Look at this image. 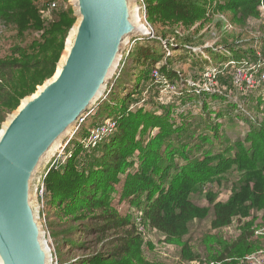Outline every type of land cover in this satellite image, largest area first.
I'll list each match as a JSON object with an SVG mask.
<instances>
[{
    "label": "trees",
    "instance_id": "16d2710c",
    "mask_svg": "<svg viewBox=\"0 0 264 264\" xmlns=\"http://www.w3.org/2000/svg\"><path fill=\"white\" fill-rule=\"evenodd\" d=\"M38 1L40 0H0V20L7 25L16 26L21 36L32 31H43L29 44L16 45L11 50L10 57L0 59V128L8 114L18 107L20 98L32 93L44 78L54 75L63 55L66 39L76 21L70 5L67 10L58 12L55 20L44 30L40 15L43 6ZM210 1L215 4L213 9L216 12H230L235 23L245 24L247 20L259 18L263 0ZM207 2L208 0H146L150 21L154 24L161 23L163 27L170 25L172 32L161 31L154 38L147 36L137 40L113 90L97 105L93 118L101 120L116 115L119 117L116 119L119 121V129L112 136H105L97 146L85 151V157L81 161L79 157L83 152L77 148L65 166L55 169L54 164V168L49 170L44 179L49 207L55 206L65 216L71 217V213L81 212V217L91 219V222L84 225L81 223L86 219L75 221L70 227L69 235L79 233L82 236H96L95 243H103L108 248L80 259L77 264H148L142 256L143 236L135 219L130 215H120L117 209L110 206L120 175L125 172L126 167L135 163L134 160L130 163L128 157L136 150L141 155L139 170L128 173L125 177L121 199L133 198L130 204L143 206L144 219L150 227L164 233L169 242H180L189 233L191 223L205 219L213 211L212 229L226 228L235 219L241 223V233L236 239L220 243L221 251L213 256V264H232L228 260L244 256L252 249L251 241L255 231L253 222L247 220L253 217L254 212L264 211V122L253 123L243 140L227 144L226 153L212 154V150L204 149V145L220 141L218 129L211 128L213 134L203 135L200 143L194 145L204 158H192L189 151L194 150L190 144L194 139L182 145L177 153L170 150V145L164 153L160 151L164 139L177 130L166 119L168 116L153 113V110L152 113H144L143 109L128 113L131 104L126 103L124 107L108 100L110 96L122 95L124 101H128L145 75L143 69L151 65L155 69L161 64L159 71L165 78L182 83L185 77L170 66L172 60H178V54L173 58L167 57V61L171 60L170 63L164 62L162 58V55L167 54V45H172V38L167 35H175L176 42L188 50L186 43L190 44L191 40L183 38V42L182 36L176 35L174 29L203 18L208 12L203 3ZM212 3H209L211 8ZM235 43L225 41L214 47L204 48L212 55L208 60L213 65L240 61L246 56H241L242 48H238ZM186 57L193 66L204 68L210 64L200 51L194 54L187 51ZM230 71L233 73L234 69ZM139 77L141 80L135 82L134 79ZM189 88L193 94L195 88ZM215 125L219 127V124ZM142 127L144 132L148 128H160L155 139L149 140L146 147L135 139ZM83 133L87 135L86 128ZM187 146L190 148L187 149ZM175 154H180L184 162L175 164ZM226 174L236 178L230 187L231 196L227 201H218L217 194L212 193L211 189L205 192V187L215 183L222 187L223 181L227 179L223 178ZM195 193L205 194L211 207L195 203L191 198ZM69 241L73 248L78 245L84 247L86 243Z\"/></svg>",
    "mask_w": 264,
    "mask_h": 264
},
{
    "label": "rangeland",
    "instance_id": "374dc122",
    "mask_svg": "<svg viewBox=\"0 0 264 264\" xmlns=\"http://www.w3.org/2000/svg\"><path fill=\"white\" fill-rule=\"evenodd\" d=\"M38 2L43 6L40 15L44 30L55 20L58 12L67 10L70 5L73 8L72 0H40ZM54 3L56 4L55 7L53 6ZM209 3L212 2L208 0L207 3H203L206 4L208 11L203 18L190 25L176 26V29H174L176 35L182 36L183 42V38L191 40L190 44L186 43L189 47L188 50L185 46L182 47L181 44L179 45L176 42L175 35H167L172 38V45H167L165 48L167 54L162 55V58L166 62L168 56L173 58L178 54V60H172V62L168 60L167 62H171V68H176L174 70L181 72V75L185 77L182 83L176 82L175 79L165 78L159 71L161 64L157 65L155 69L151 65L143 69L145 75L142 80L140 77L134 79L135 82L137 80L141 81L138 82V87L133 90L132 97L128 101H124L122 95L108 98L114 105L131 104L128 113L143 109L144 113L150 111L152 113L153 110V113L157 112L162 116H168L166 119L173 125L174 129L179 131L176 130L164 139L160 145L162 153L167 150L168 145H170V150L177 153L182 145L194 139L190 143L194 150L189 151V154L192 158L199 157L203 159L204 155L197 151L194 145L200 143V137L203 135H212L213 130L211 128L215 127L219 131L220 141L206 144L203 147L205 150H212V154L226 153L225 147L227 144L234 143L235 140H243L253 123L264 122V82L261 80V75L264 72V0L261 2L259 18L247 20L245 24L235 23L233 14L230 12H216L213 9L214 3H212V8ZM136 4L141 22L151 32L147 35L149 38H154L155 34H159L161 31L172 32V26L163 27L161 23L154 24L150 21L147 14L146 0H136ZM42 32V30L32 31L21 36L16 26L7 25L0 20V59L10 57L11 50L16 45L29 44L33 38L39 36ZM184 35L189 37H183ZM144 37L135 39L125 50L123 60L114 75L115 78H113L107 92L97 105L104 98H107L113 90L122 68L127 65V58L131 48L134 47V43ZM225 41L232 44L236 41L235 45L242 48L240 49V52H243L241 56L246 57L237 62L230 61L213 65L208 60L212 55L206 52L204 48L214 47ZM187 51H192L193 54L200 51L201 55L210 64L205 65L204 68L193 66L192 62L186 57ZM232 68L234 69L233 73L230 71ZM237 69H244L249 76L252 75L253 86H248L246 82L242 86L235 83L234 75ZM52 76L44 78L42 82L36 85V89L32 93L20 98L18 106L24 98L35 93L37 88ZM191 86L195 88L193 94L191 93L192 89L189 88ZM96 107L81 120L80 124L65 139L64 146L61 150H58L54 160L48 162L49 164L45 167L35 189V200L40 209V223L43 226L47 244L52 252V264H77L84 257L108 249L103 243H95L96 236L92 237L89 234L82 236L79 233L69 235L70 227L75 221L86 219L84 223H81L84 225L91 222V219L81 217V212L71 213V217L65 216L60 214V210L56 209L55 206L49 207L44 184V179L49 170L54 167L59 169V167L65 166L77 148H80L83 152L80 153L79 157L81 161L85 157V151L97 146L105 136L108 137L110 134L112 136L119 129V121L116 120L119 117L116 115L95 120L93 117L96 113ZM215 124H219V127ZM103 126H107L110 132L94 140V136ZM85 128L87 135L83 133ZM142 130H144V127L139 129L135 139L141 146L146 147L149 140L155 139L160 128H148L149 131L147 130V132ZM91 140L92 143H90ZM76 141L80 142L76 143ZM186 148L190 147L187 146ZM140 156V152L136 150L132 156L128 157L130 163H133V160L135 163L131 167H126L125 172L120 175V182L114 187L115 191L110 206L117 209L120 215H130L135 219L137 228L143 236L142 256L145 262L148 264H213V256L221 251L220 243L232 242L236 239L241 233V223L235 219L233 224L226 228L212 229L214 214L213 211H210L205 219H198L191 223L189 233L182 241L169 242L164 233L147 224L144 219L143 206L137 207L136 204H130L133 198L121 199L124 190V179L128 173L139 170ZM169 157L171 156L169 155ZM174 160L175 164L184 162L180 154H175ZM54 164L55 166L52 167ZM223 178L227 179L223 181L222 187L218 186L217 183L208 184L205 187V192L211 189L212 193L217 194L218 201H227L230 198V187L236 179L230 174H226ZM191 198L200 206L211 207L203 193L192 194ZM143 200H145V197ZM54 204L55 202L52 203V205ZM247 221L253 222V230L255 231L251 241L252 249L244 256L234 257L228 261L232 264H264V211L254 212L253 217ZM61 232L66 233L62 235ZM69 240L86 243L84 247L78 245L73 248Z\"/></svg>",
    "mask_w": 264,
    "mask_h": 264
},
{
    "label": "water",
    "instance_id": "95a60500",
    "mask_svg": "<svg viewBox=\"0 0 264 264\" xmlns=\"http://www.w3.org/2000/svg\"><path fill=\"white\" fill-rule=\"evenodd\" d=\"M72 5L76 21L54 75L0 128V264H52L36 186L65 139L107 92L127 44L151 33L136 0Z\"/></svg>",
    "mask_w": 264,
    "mask_h": 264
},
{
    "label": "built area",
    "instance_id": "2783aa9c",
    "mask_svg": "<svg viewBox=\"0 0 264 264\" xmlns=\"http://www.w3.org/2000/svg\"><path fill=\"white\" fill-rule=\"evenodd\" d=\"M53 6L55 7L56 4L54 3ZM247 71L244 69H237V72L234 75V81L235 83H237L239 86H242V84L244 82H246L248 84V86H253L252 84L254 83L253 77L252 75L249 76L247 73ZM261 80L264 82V72L261 75ZM110 131H108V127L107 126H103L100 130H98V133L94 136V140H97L98 138H100L101 136H105L106 134H108ZM92 143V140L91 142ZM89 143V144H90Z\"/></svg>",
    "mask_w": 264,
    "mask_h": 264
},
{
    "label": "bare ground",
    "instance_id": "6f19581e",
    "mask_svg": "<svg viewBox=\"0 0 264 264\" xmlns=\"http://www.w3.org/2000/svg\"><path fill=\"white\" fill-rule=\"evenodd\" d=\"M145 32H146V31H145ZM146 34H147V33H146ZM133 42H134V40L131 41V43H133ZM129 44H130V43H129ZM129 44H127V46L125 47V49L128 48ZM130 45H131V44H130ZM114 78H115V77H114ZM95 106H96V105H95ZM93 108H94V107H93ZM93 108H92V109H93ZM92 109H91V110H92ZM78 125H79V124H78ZM78 125H77V126H78ZM75 128H76V127H75ZM73 130H74V129H73ZM64 143H65V142H64ZM63 146H64V145L62 144V145L60 146L59 149L61 150V148H62ZM59 149H58V150H59Z\"/></svg>",
    "mask_w": 264,
    "mask_h": 264
}]
</instances>
